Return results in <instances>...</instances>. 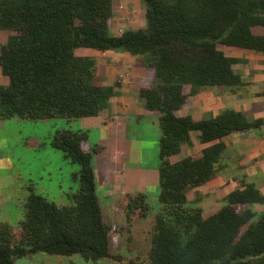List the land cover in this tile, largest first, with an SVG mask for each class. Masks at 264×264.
<instances>
[{
	"label": "trees",
	"instance_id": "obj_1",
	"mask_svg": "<svg viewBox=\"0 0 264 264\" xmlns=\"http://www.w3.org/2000/svg\"><path fill=\"white\" fill-rule=\"evenodd\" d=\"M139 2L145 23L114 34L113 0H0V30L8 33L0 41V68L8 77L0 85V117L96 115L112 87L97 82L96 68L76 48L142 56L138 94L160 128L159 191L153 208L143 191L126 194L118 206L127 222L154 210L148 264H264V212L252 208L264 204V194L255 183L243 176L206 217L199 206L203 193L187 198L221 172L226 139L260 128L264 118L250 120L233 108L199 120L185 114L190 97L203 88L234 91L248 84L233 68L241 58L222 46L264 54V0ZM192 133L206 145L172 160L184 142L191 145ZM51 145L78 165V189L63 205L31 191L18 225L0 222V264L37 252L121 261L110 251L97 195L92 159L98 147L88 143L87 131L70 128L55 131Z\"/></svg>",
	"mask_w": 264,
	"mask_h": 264
},
{
	"label": "rangeland",
	"instance_id": "obj_2",
	"mask_svg": "<svg viewBox=\"0 0 264 264\" xmlns=\"http://www.w3.org/2000/svg\"><path fill=\"white\" fill-rule=\"evenodd\" d=\"M113 19L110 26V30L113 33L120 34L125 29L135 28L141 26L145 23L144 21V9L139 3V0H113ZM3 42V41H2ZM224 51L235 57L241 58V61L234 64L233 67L237 72H239L244 80L248 82V85L243 88L245 90H255L260 89L264 85V54H257L247 52L245 50H235L234 47L222 46ZM76 53L85 58V60L94 65L99 64V71L97 72V82L102 83L104 80L118 81L120 86L114 81L112 83V91L117 94V90H121L125 85V93H130V81L132 79V68L142 63V56H128L127 52L110 50L104 54H97L95 56H90L88 54V49L78 48ZM121 64L118 66L117 64ZM95 66V65H94ZM127 68H123V67ZM120 67V68H119ZM98 70V69H97ZM124 80V81H123ZM250 83V84H249ZM256 83V84H255ZM123 86V87H122ZM208 87L209 91L211 90ZM205 93L204 96H199L193 98L194 108L192 114L195 117H199L202 114H206L209 110H206L205 104L208 107H212L214 111H217L220 107L217 105L216 100L210 95V92ZM246 94V93H245ZM103 102V103H102ZM108 99H105L99 104V112L96 115L87 117L86 119L80 118L71 122V129H83L88 133V142L90 145H95L100 148V152L93 155L92 164L95 171L96 181L98 184L97 194L100 198V203L103 208V215L106 223L109 226L110 235V251L113 254H119L121 256V261L115 259H100L98 261H85L80 255L74 254L70 256H61L55 254H47L44 252H37L35 254L27 255L21 259H16L14 264H123L129 261H134L137 264H148V250L150 247V229L151 220L154 216V210L151 209L149 212V217L145 219H134L131 222H127L121 212L116 209L119 201L122 200V193L116 191L114 196L109 198L105 194L101 195L100 189L104 186L105 179L117 178L118 171L122 172V181L125 182V186L130 191L141 190L145 192L150 201L152 208L156 205V196L159 191L158 182V135L160 133V128L158 126H153L152 124H157V117H147V116H132L129 114L113 113L111 116H119L124 125L121 131L122 136L127 140L131 141L129 159L126 163H113L109 159L110 149L109 144L105 142L106 135L103 128L98 124L100 118H105V108L108 107ZM128 104L127 111L131 112H141L143 110L144 102L139 97H129L126 100ZM203 106L199 108L200 104ZM205 103V104H204ZM128 112V113H129ZM124 116V117H123ZM153 121V123H152ZM41 131V130H40ZM257 136L251 138H246V141H257L261 140V130L258 131ZM196 133H192L191 141L192 145L184 142L181 147L180 153L173 156L172 160H177L191 151L200 150L202 145L195 136ZM106 146V148H105ZM19 150V148H18ZM17 150V153H19ZM56 151V152H54ZM60 154L59 150H54L51 148L47 151H42L40 153H31L29 157L30 164H41L44 169L41 170V174L45 175V179L49 177L52 179L46 181L49 183L51 189V199L57 200L56 183L58 180V166L60 165ZM119 154L125 155L122 150H119ZM64 163V162H63ZM223 163V162H222ZM64 171L73 169L68 163H64ZM78 169V165L72 164ZM236 167V166H235ZM246 166L238 165L235 169H230L226 164H223L222 170L220 172V184L218 186H209L210 188H203L202 192L206 193L203 200L199 202L203 211V216L206 217L211 213L217 211L223 204V196L230 190L235 182L228 183L226 177L232 174L244 173ZM113 176V177H112ZM116 181V180H115ZM99 185H103L99 187ZM194 191V192H193ZM190 191L187 194V198L193 201L196 197L197 190ZM200 193V192H199ZM54 194V196H53ZM254 210L257 212H262L264 206L255 205Z\"/></svg>",
	"mask_w": 264,
	"mask_h": 264
},
{
	"label": "crops",
	"instance_id": "obj_3",
	"mask_svg": "<svg viewBox=\"0 0 264 264\" xmlns=\"http://www.w3.org/2000/svg\"><path fill=\"white\" fill-rule=\"evenodd\" d=\"M7 35H8L7 31L0 30V41L1 42L5 41ZM234 48L235 50H240L239 52L243 50L237 47ZM77 49L78 48H76L75 50V54H77L76 53ZM109 51L110 50L97 51L93 49H88V54L90 56H95L97 54H104ZM128 56L136 57L131 54H129ZM94 65H95L94 67L96 68V77H97V72L99 71L100 65L95 63V61H94ZM117 65L121 66L120 63ZM123 68H127V67L125 66ZM131 73H132V79L129 83L130 93H128V95L127 93H125L126 92L124 91L125 85H123L124 88H122L121 90L119 89L117 90V94L113 93L112 91V96H109L107 98L109 100L108 107L105 108V110L103 111L105 112L106 117L104 119L100 118L98 122V124H100V126L103 128L104 133L106 135V138L104 140L105 142H107V144H109L108 145L109 146L108 148L110 149L109 159L113 163L127 162L130 154L131 141L127 140L125 137L122 138L120 137V135L122 136L121 131L123 130L124 125L122 124L121 120H119V116L112 117L111 115L116 112L117 114L118 113H122L124 115L129 114L137 117L139 114H141L140 116L143 115L147 117H154L146 112L145 106H143V110L141 112L127 111L128 108V104L126 103L127 98H129L130 96L137 98L140 97L138 94V89L140 87L141 80L145 75V68L141 63L136 67L134 66L132 68ZM114 81L104 80L102 83L99 84L104 86H112V83H114ZM115 82L118 83V81ZM7 83H8V77L2 74L0 68V85H6ZM117 85L120 86L121 84L118 83ZM210 87H212L210 88L211 89L210 91L208 87L203 88L198 93L190 97L189 106L186 108L185 114H189L194 119L199 120L204 116H206L207 114L216 115L224 108H233L235 110L244 112L248 117V119L250 120H253L255 118H264V94H258L259 91L264 90V85L260 89L249 90V91L245 90L242 92L241 90H243L244 87L234 91L222 89L217 86H210ZM188 88L189 87H185V91H188L189 90ZM206 92L207 94H209L208 92H210V95L213 96V98L217 102V105L220 108L217 111H214L212 107H208V105L204 103L205 104L204 106H206L205 108H207L206 110H209V112L206 114H202L199 117H195L192 114L193 113L192 110L194 108L193 98L194 97L199 98V96L200 97L204 96ZM141 99L143 100V98ZM199 104H200L199 108H202V111H204V108L201 105L202 103ZM87 117H91V116H84L81 118L86 119ZM77 119L80 118L65 119L61 117H55V118L33 119V118H22L18 116L6 117V118L0 117V222H7L13 227H16L18 225V222L23 218L24 203L26 202L27 197L29 196L31 191L41 194L45 196L48 200H51L59 205L68 204L71 202L70 196L77 191L79 185V180L77 176L78 169L72 165L74 163H71L64 156L62 151L54 148L51 145V140L55 131L62 128H70L71 122H74ZM152 125L158 126V122L156 125L154 124ZM259 130H261L262 133L260 136L261 140H259L260 142H257L255 140L248 142L246 141V138L248 137L251 138L253 136H257ZM225 142H226V150L223 155L222 164H226L227 167H229L230 169L237 168L239 164L240 165L245 164L246 166L244 173L240 172L239 174H232L226 177V180L229 181L228 183L235 182V185L230 190H228L225 193V195L239 186L238 181L243 176H245L248 180L255 183L257 188H259V190L264 194V124L260 128L252 129L241 133L240 132L233 133L226 139ZM192 143L193 142L191 141V145ZM188 144L190 145V143ZM199 145H202L200 148L201 150L206 144L199 143ZM51 148H53L54 150H59L61 152L60 160L62 162H60V165L58 166L59 177L56 183V188L58 189L57 200H53L50 198L52 192L49 183H46V181H50L52 179L50 177L48 179H45V175L41 174V170L44 169V166L39 164V162L37 164H30L29 161V157L31 153L33 154L32 156H34V154L36 153L47 151L50 150ZM17 150L19 153H17ZM119 150H122L125 155L119 154ZM200 150H194V151L199 152ZM98 152H100V148H98V151L96 153ZM63 162L64 163L66 162L68 164L70 163L69 165H71L73 169L64 171L63 168L65 164ZM157 168H158V164H157ZM118 174L119 175L117 176V178L112 176L114 181H112V179H105L104 181L105 187H102L103 185H99V187H102L100 189L101 195L105 194L106 196L111 198L114 196L115 192L118 191L122 193L124 198L125 195L128 193L141 191V190L130 191L129 189H127V187L125 186L126 181L124 182L122 181L123 177L121 176L122 175L121 170L118 171ZM220 175L221 174L219 173L215 178V180H213L208 185L194 189L195 192L197 190V192H200L201 194L203 193L202 189L205 187L210 188L209 187L210 185L211 186L213 185V187L215 185L218 186L220 184V177H221ZM95 181H96V176H95ZM158 182H159V169H158ZM97 187L98 184L96 181V190ZM205 195L206 193H203L202 200ZM119 203L120 201L118 202V204ZM118 204L116 209L120 211ZM255 205L264 206V204H254L252 207L253 209ZM262 212H264V210Z\"/></svg>",
	"mask_w": 264,
	"mask_h": 264
}]
</instances>
